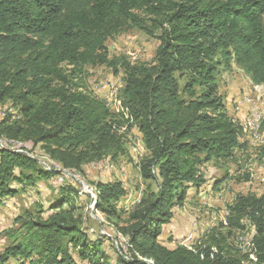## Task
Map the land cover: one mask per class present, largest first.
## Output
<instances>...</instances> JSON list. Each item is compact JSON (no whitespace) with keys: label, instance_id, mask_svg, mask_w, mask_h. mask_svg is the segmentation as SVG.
I'll use <instances>...</instances> for the list:
<instances>
[{"label":"trees","instance_id":"obj_1","mask_svg":"<svg viewBox=\"0 0 264 264\" xmlns=\"http://www.w3.org/2000/svg\"><path fill=\"white\" fill-rule=\"evenodd\" d=\"M132 27L158 40L152 63L109 56L107 40ZM89 65L123 71L126 120L86 90ZM233 65L264 88V0H0V104L15 108L0 119V140L24 144L0 146V203L18 194L17 185L58 174L39 166L32 146L81 172L85 163L125 154L118 128L132 122L128 130L137 127L146 151L140 176L156 189L124 208L117 205L126 195L121 181L95 184V209L125 240L116 264H264V193L234 197L220 222L226 235L212 228L192 247L158 240L189 189L205 182L202 166L231 158L247 143L218 93L219 74ZM62 191L47 220L25 221L28 238L0 253V264H77L72 251L85 264H112L102 240L81 229L71 188ZM245 219L255 228L248 252L227 242Z\"/></svg>","mask_w":264,"mask_h":264},{"label":"rangeland","instance_id":"obj_2","mask_svg":"<svg viewBox=\"0 0 264 264\" xmlns=\"http://www.w3.org/2000/svg\"><path fill=\"white\" fill-rule=\"evenodd\" d=\"M158 40L137 28H128L112 36L106 42L109 56L113 59L123 58L131 64H150L155 59ZM86 90L110 107L114 114L123 113L120 90L124 85V73L121 69L114 73L105 65L86 67ZM218 93L225 102L228 116L235 117L236 113H246L244 119L235 117L241 126L240 142L247 141L244 146L236 148L231 158L206 163L201 168L205 182L198 190L190 188L188 196L181 206L173 210V217L162 228L158 240L168 248L177 244L192 247L194 243L212 228L216 232L226 235L227 230L220 228L224 223L228 206L237 194L264 193V88L251 83L245 72L233 65L228 72H221L218 76ZM106 95V99L104 96ZM253 99V100H252ZM258 106V107H257ZM257 110L259 115V138L255 141L246 127L250 119L251 110ZM241 110V111H240ZM15 108L10 102L0 104V119L5 113H14ZM244 115V114H243ZM242 118V117H241ZM261 122V123H260ZM132 122H125L118 128L119 133H125V154L116 160L105 156L98 161L85 163L82 171L76 172L72 178L64 176V181H57L58 174L46 179H36L31 186L19 188L18 194L3 198L0 203V253L7 247L23 242L28 238L29 230L25 224L30 218L47 220L52 214L51 204L58 202L65 196L62 187L68 186L72 190V205L74 214L81 229L89 239L102 240V248L108 254L112 264H116L118 255L126 251L124 238L118 234V229L94 207L96 198L95 184L119 180L122 182L126 195L119 202V207L128 208L138 202L146 190H155L156 184L151 180H144L139 173L138 162L146 154L142 136L136 126L128 130ZM125 125H127L126 128ZM263 125V127H262ZM261 126V127H260ZM122 128V129H121ZM24 144H22V149ZM29 150L27 146L25 148ZM40 163L49 160L40 144L30 149ZM17 173V171H16ZM74 177V176H73ZM81 182L86 185L88 193L82 190ZM215 182H218L215 188ZM67 206H64V209ZM124 222L126 216H120ZM26 221V222H25ZM242 228L231 229L227 242L237 246L241 251L248 252L247 246L255 233V228L249 220H243ZM77 264H85L77 259ZM7 264H29V259L10 260ZM243 264H255L254 260Z\"/></svg>","mask_w":264,"mask_h":264},{"label":"bare ground","instance_id":"obj_3","mask_svg":"<svg viewBox=\"0 0 264 264\" xmlns=\"http://www.w3.org/2000/svg\"><path fill=\"white\" fill-rule=\"evenodd\" d=\"M258 107V106H257ZM254 112H255V109L251 110V113H250V119L246 122V127L249 129V132L250 134L252 135L251 137H253V139L255 141H257V139L259 138V131L261 132L260 128H259V123H258V120H259V115H258V112L256 110V116L254 117ZM253 120V122H252ZM260 121V120H259ZM261 123V122H260ZM261 127V126H260ZM262 138V136L260 137ZM260 138H259V141H260ZM0 146H6V147H11V148H15V149H19V147H22V144H19L17 143L16 141H11V140H7L6 141H1L0 140ZM18 147H17V146ZM54 163V162H53ZM55 164V167L56 168H52V170H55V171H58V178H57V181L59 183H62L64 181L62 175H63V171H65V176H70V177H75V173L72 172V171H69V170H66V169H63L61 168L58 164L54 163ZM45 165V164H44ZM49 170V169H47ZM227 214V213H226ZM251 258H252V255H251ZM254 259V258H253Z\"/></svg>","mask_w":264,"mask_h":264},{"label":"built area","instance_id":"obj_4","mask_svg":"<svg viewBox=\"0 0 264 264\" xmlns=\"http://www.w3.org/2000/svg\"><path fill=\"white\" fill-rule=\"evenodd\" d=\"M104 99H106V95L104 96ZM253 100V99H252ZM256 116V111L254 112V117ZM253 122V120H252ZM1 144V143H0ZM17 146V145H16ZM18 147V146H17ZM21 148V147H19ZM41 163L45 164V169H52V168H56L55 164L51 161V160H46V161H41ZM65 176V171H63V175L62 177ZM72 178H77V177H72ZM82 185V190L84 193H88V190L86 189V185L84 183L81 182Z\"/></svg>","mask_w":264,"mask_h":264},{"label":"crops","instance_id":"obj_5","mask_svg":"<svg viewBox=\"0 0 264 264\" xmlns=\"http://www.w3.org/2000/svg\"><path fill=\"white\" fill-rule=\"evenodd\" d=\"M240 111H241V110H240ZM243 114H244V115H243ZM245 115H246V113H243V112H239V111H238V112L236 113V115H234V116H235V117H238V116H239L240 119H241L239 122H241V121L244 119ZM235 117H232V119L235 120ZM239 117H238V119H239ZM241 117H242V118H241Z\"/></svg>","mask_w":264,"mask_h":264},{"label":"water","instance_id":"obj_6","mask_svg":"<svg viewBox=\"0 0 264 264\" xmlns=\"http://www.w3.org/2000/svg\"><path fill=\"white\" fill-rule=\"evenodd\" d=\"M96 198H94V201H95Z\"/></svg>","mask_w":264,"mask_h":264}]
</instances>
